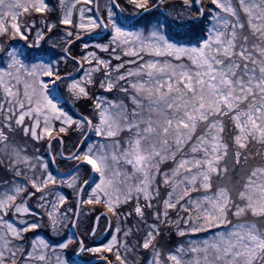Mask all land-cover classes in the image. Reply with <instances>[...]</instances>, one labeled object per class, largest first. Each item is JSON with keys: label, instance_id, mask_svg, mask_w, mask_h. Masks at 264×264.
Segmentation results:
<instances>
[{"label": "snow or ice", "instance_id": "snow-or-ice-1", "mask_svg": "<svg viewBox=\"0 0 264 264\" xmlns=\"http://www.w3.org/2000/svg\"><path fill=\"white\" fill-rule=\"evenodd\" d=\"M0 264H264V0H0Z\"/></svg>", "mask_w": 264, "mask_h": 264}]
</instances>
